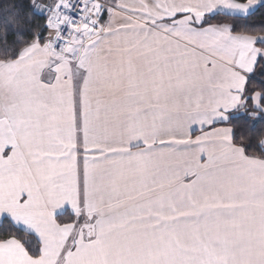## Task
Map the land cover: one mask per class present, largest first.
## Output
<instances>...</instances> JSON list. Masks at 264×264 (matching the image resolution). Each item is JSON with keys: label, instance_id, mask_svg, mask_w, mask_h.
I'll return each mask as SVG.
<instances>
[{"label": "snow or ice", "instance_id": "obj_1", "mask_svg": "<svg viewBox=\"0 0 264 264\" xmlns=\"http://www.w3.org/2000/svg\"><path fill=\"white\" fill-rule=\"evenodd\" d=\"M0 264H264V0H0Z\"/></svg>", "mask_w": 264, "mask_h": 264}, {"label": "trees", "instance_id": "obj_2", "mask_svg": "<svg viewBox=\"0 0 264 264\" xmlns=\"http://www.w3.org/2000/svg\"><path fill=\"white\" fill-rule=\"evenodd\" d=\"M259 21V18H257V22Z\"/></svg>", "mask_w": 264, "mask_h": 264}]
</instances>
